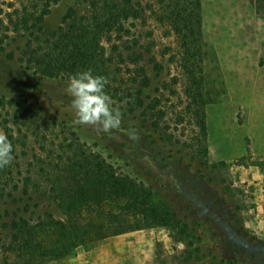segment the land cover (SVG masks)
Masks as SVG:
<instances>
[{"label":"rangeland","instance_id":"374dc122","mask_svg":"<svg viewBox=\"0 0 264 264\" xmlns=\"http://www.w3.org/2000/svg\"><path fill=\"white\" fill-rule=\"evenodd\" d=\"M3 1L0 7L10 11ZM135 1L152 6L155 2ZM201 2L206 54L202 67L210 100L204 107L208 150L204 166L190 147L196 145L199 130L190 117L192 100L184 93L177 45L152 18L145 24L129 22V33L121 35V42L131 47L138 39L141 52L147 51L145 59L154 58L162 69L143 88V107L127 115L114 106L126 117L109 133L71 125L68 81L26 70L16 60L15 45L0 50V99L6 104L0 130L7 136L11 130L19 144L25 143L17 147L18 170L23 172L18 176H25L34 156L53 159L61 154L59 145L79 143L113 164L117 174L141 181L151 190L150 206L168 205L194 227V237L189 238L181 229L163 227L117 235L78 247L64 261L76 263L81 258L96 264L92 258L120 248L128 249L123 258L127 262L114 257L115 264H229L235 252L240 254L239 264H264V0ZM83 4L84 0H60L51 7L43 28L56 29L69 10ZM14 6L18 7L16 2ZM110 43L104 42L107 51ZM145 106L153 110L141 115ZM36 129L38 138L45 135L43 141L30 136L29 131ZM40 187L43 191L45 184ZM42 202L44 210L61 216L46 198ZM242 230L262 244L258 262L249 259L252 249L248 239L238 235Z\"/></svg>","mask_w":264,"mask_h":264},{"label":"trees","instance_id":"16d2710c","mask_svg":"<svg viewBox=\"0 0 264 264\" xmlns=\"http://www.w3.org/2000/svg\"><path fill=\"white\" fill-rule=\"evenodd\" d=\"M5 1L2 5L10 11L0 7V50L15 45L17 62L45 79L68 81L71 75L89 69L93 75L105 76L109 81L105 91L113 106L127 115L143 107V88L157 78L162 67L154 58L145 59L147 51L141 52L138 39L131 47H123L121 35L129 33V22L145 24L152 18L177 45L184 93L192 100L190 117L199 130L196 145L190 147L198 164L206 165L204 107L210 100L205 96L202 67L206 54L201 0H155L153 6L135 0H84L81 8L69 10L52 31L43 28L44 19L60 0ZM105 41L111 42V50H106ZM5 106L0 99V119ZM146 110L153 109L145 106L140 114ZM38 129L29 131L30 136L43 141L45 135L38 138ZM44 129L48 131L47 125ZM7 131L14 160L0 170V249L4 254L0 264L60 261L78 247L158 227L181 229L188 238L194 237V227L170 206L149 205L151 190L141 181L117 174L113 164L79 143L59 145L61 154L53 159L34 156L25 176H18L23 172L18 170L17 147L25 143L21 140L19 144V138ZM43 198L55 205L60 217L41 207ZM238 235L248 239L249 259L258 262L262 244L243 230ZM235 254L227 260L229 264H239L240 254Z\"/></svg>","mask_w":264,"mask_h":264},{"label":"clouds","instance_id":"9594fccd","mask_svg":"<svg viewBox=\"0 0 264 264\" xmlns=\"http://www.w3.org/2000/svg\"><path fill=\"white\" fill-rule=\"evenodd\" d=\"M109 81L105 76L93 75L92 71L77 72L69 77L66 93L71 97L73 126H94L98 131L109 133L122 123V113L113 106L112 98L105 91ZM14 160L13 145L7 134L0 130V170Z\"/></svg>","mask_w":264,"mask_h":264},{"label":"crops","instance_id":"0c3cea01","mask_svg":"<svg viewBox=\"0 0 264 264\" xmlns=\"http://www.w3.org/2000/svg\"><path fill=\"white\" fill-rule=\"evenodd\" d=\"M107 252L109 253L108 255L107 254L104 255L105 253L104 254H101V257L100 258L99 257H96L98 260L92 258V261L91 262H93V260H94L96 264H115V262H116V259L115 258H117L118 261L119 260H123V262H127L123 258H126L127 259L128 249H120V248H118L116 250L110 249V251H107ZM104 256H105L106 259H104ZM80 259L81 258H77L76 259V263L61 260V261H52V262H48V263H44V264H86L85 261L82 260V262H81Z\"/></svg>","mask_w":264,"mask_h":264}]
</instances>
